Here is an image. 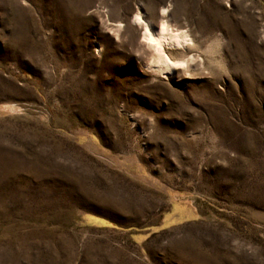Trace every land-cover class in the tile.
Instances as JSON below:
<instances>
[{"label":"rangeland","instance_id":"obj_1","mask_svg":"<svg viewBox=\"0 0 264 264\" xmlns=\"http://www.w3.org/2000/svg\"><path fill=\"white\" fill-rule=\"evenodd\" d=\"M0 264H264V0H0Z\"/></svg>","mask_w":264,"mask_h":264},{"label":"bare ground","instance_id":"obj_2","mask_svg":"<svg viewBox=\"0 0 264 264\" xmlns=\"http://www.w3.org/2000/svg\"><path fill=\"white\" fill-rule=\"evenodd\" d=\"M148 31V30H147ZM182 35V34H181ZM178 33H174L168 26L163 25L160 29L154 33L144 34L148 48L154 50L156 54V61L153 62L150 67L156 70L166 73L173 70L175 63L172 62L164 53V47H179L185 43V38ZM153 52V53H154ZM154 57V58H156Z\"/></svg>","mask_w":264,"mask_h":264}]
</instances>
